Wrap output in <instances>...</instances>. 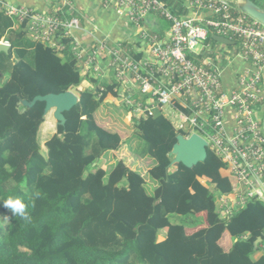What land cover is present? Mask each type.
Instances as JSON below:
<instances>
[{"label":"trees","instance_id":"1","mask_svg":"<svg viewBox=\"0 0 264 264\" xmlns=\"http://www.w3.org/2000/svg\"><path fill=\"white\" fill-rule=\"evenodd\" d=\"M1 40L10 49L0 54V264H264V254L254 258L264 251V204L249 200L221 219L216 196L231 194L232 186L209 149L194 167L171 168L180 132L160 112L133 119L130 153L154 162L149 194L124 159L101 166L104 155L132 143L95 118L107 97L119 96V85L82 77L70 40L59 54L29 40L25 26L2 12ZM84 81L91 88L79 91ZM67 91L78 103L42 149L45 104L28 109L21 101ZM9 198L25 203L27 219L2 206ZM225 234L233 240L228 250Z\"/></svg>","mask_w":264,"mask_h":264},{"label":"built area","instance_id":"2","mask_svg":"<svg viewBox=\"0 0 264 264\" xmlns=\"http://www.w3.org/2000/svg\"><path fill=\"white\" fill-rule=\"evenodd\" d=\"M110 1L117 15L135 29L136 39L152 60L137 59L122 43L106 40L85 48L73 35L79 20L64 17L73 0H52L49 13L0 0V12L24 25L29 40L59 54L65 49L63 40H70L82 77H106L119 85V96L113 98L118 107L127 108L128 123L160 112L178 135L201 137L224 165L220 171L232 186V200L229 195L216 196L221 219H228L249 200L264 204V129L258 117L264 104V27L225 0H189L193 10L211 16L207 19L177 17L161 0ZM149 15L169 24L167 39L143 29ZM211 35L234 41L237 54L251 66L238 74L237 88L230 92L223 88L218 67L199 61L203 50L209 49L205 43ZM0 43L9 45L4 40ZM226 110L231 112L230 130L224 122Z\"/></svg>","mask_w":264,"mask_h":264},{"label":"crops","instance_id":"3","mask_svg":"<svg viewBox=\"0 0 264 264\" xmlns=\"http://www.w3.org/2000/svg\"><path fill=\"white\" fill-rule=\"evenodd\" d=\"M11 3H15L18 5L26 6L29 8H33L40 12L49 13L51 10L52 0H9ZM166 4L168 9L177 17L180 18H201L207 19L211 18V16L206 12H196L190 6L189 0H161ZM231 4L233 8L237 7V3L240 0H225ZM237 9V8H236ZM65 18H77L80 22L79 30L75 31L73 35L79 39L81 44L85 46V48L89 49L94 42L106 40L112 44L122 43L129 48H132L136 56H141L146 59L152 60L149 50L142 44L135 36V29L126 23L125 18H121L117 15L114 6L111 4L110 0H73V6L71 10L66 12ZM143 29L148 31L149 33L156 34L162 39H167L169 34V24L162 18L157 15H149L144 19ZM213 39V36H212ZM214 40V39H213ZM215 41V40H214ZM232 45H223L215 41L212 43L211 41H207L205 45L209 46V49H204L199 57L200 62L208 61L210 63L215 64L221 73V79L223 88L225 91L230 92L231 90L237 88V76L238 74L245 69H249L251 66L248 62L244 61L240 55L237 54V44L233 41ZM221 46H218V45ZM130 51V50H129ZM101 65V63H100ZM106 78V77H105ZM91 86L88 82L84 81L81 86L78 88L79 91H83L86 89H90ZM262 91L264 95V74L262 75ZM115 99L111 96L107 97V99L103 102L102 108L97 111L95 118L97 123L100 124L99 117L100 114H106L107 112L103 107L107 105H112L116 108L118 107ZM263 107L264 112V104L258 109V115L261 111L260 109ZM260 110V111H259ZM259 117V116H258ZM127 120V119H126ZM51 122H55L52 118L51 114L45 116V122L41 126V132L43 131V138H46L45 141L52 136L56 132V123L52 125ZM224 122L228 130L232 127L231 122V112L226 110ZM262 127L264 129V120H261ZM107 129V128H106ZM110 130V129H108ZM117 132V131H116ZM43 141V145L45 143ZM121 151V149L117 152H109L108 154H117ZM108 154L104 155L101 160L105 159ZM120 160L119 158L116 160ZM149 161L154 165V162L150 158L144 159H128V163L131 166V169L134 171L136 168L134 166H138L140 168V163L144 161ZM132 165H131V163ZM115 162L112 164L114 165ZM134 163V164H133ZM149 171V170H148ZM138 172V171H137ZM220 175L222 177H227V174L224 171H220ZM206 179L203 178V183H205ZM156 187V184L153 182V188ZM212 189V188H210ZM151 190V189H150ZM230 200L233 199L231 195H229ZM204 217V214L202 215ZM205 226V225H204ZM163 237L160 235L159 241H162ZM232 239L225 234L221 240V245L228 250L232 245ZM264 254V251H261L255 255V259L259 258Z\"/></svg>","mask_w":264,"mask_h":264},{"label":"water","instance_id":"4","mask_svg":"<svg viewBox=\"0 0 264 264\" xmlns=\"http://www.w3.org/2000/svg\"><path fill=\"white\" fill-rule=\"evenodd\" d=\"M236 8L239 12L256 20L264 27V10L254 2L251 0H240ZM213 39L223 45L234 44L233 41L219 36H213ZM9 49V45L0 43V54H7ZM38 102L45 104L44 116L51 114L56 122V126H64L66 120L63 114L77 105L78 98L74 92L67 91L57 95L37 96L31 102L21 101V105L29 109ZM206 147L207 143L196 134L191 135L189 138L177 135L176 143L170 153L172 157L170 167L177 168L179 165L188 169L194 167L205 160L207 154ZM260 241L261 239H258L255 245L260 243Z\"/></svg>","mask_w":264,"mask_h":264},{"label":"rangeland","instance_id":"5","mask_svg":"<svg viewBox=\"0 0 264 264\" xmlns=\"http://www.w3.org/2000/svg\"><path fill=\"white\" fill-rule=\"evenodd\" d=\"M255 2L258 4V6L260 8L264 7L262 0H255ZM211 36H213V35H211ZM218 46H221V45H218ZM7 79H8V76L5 75L1 81H6ZM103 108L107 113L103 114V111H102V114H100L101 115L99 117V120L101 119L100 124H102L104 126V128H106V125H107L109 127L107 129H110L111 131L119 132L123 139H132V143H131V145L123 146L121 148V151L117 154H108V156H106L105 159L101 160V166L103 167V169L108 170L113 165L112 163L116 162V160L118 158L124 159L126 161L127 165H129L128 159H130V157L134 158L135 160L137 158H135L130 153L131 152L130 147H135L134 145L136 143L135 142L136 140H133V135H134L133 126L131 123H128V121L126 120L127 108H124V107L116 108L112 105L111 106L107 105L106 107H103ZM260 110H259L260 112H259L258 116H259L260 120H264L263 107ZM51 123H52V125H54V123H56V122H51ZM41 133L42 134L40 136V142H41L42 149H44L43 148V141H45L46 138H43V131ZM131 165H132V163H131ZM151 167H152V163L149 162L148 160L144 161L143 163H140V168H138V166H136V167L134 166V168H136L135 170H137L145 179L146 189L149 192V194H152V188H153V181L148 176V170H150ZM130 168H131V166H130ZM173 221H174V218H171V222H173ZM161 236L163 237L164 233H162Z\"/></svg>","mask_w":264,"mask_h":264},{"label":"clouds","instance_id":"6","mask_svg":"<svg viewBox=\"0 0 264 264\" xmlns=\"http://www.w3.org/2000/svg\"><path fill=\"white\" fill-rule=\"evenodd\" d=\"M2 206L4 208L9 209L13 215H19L20 217L24 219L28 218V213L26 211V205L19 198H16V199L9 198L3 202Z\"/></svg>","mask_w":264,"mask_h":264}]
</instances>
